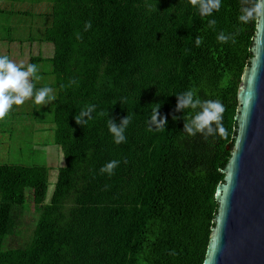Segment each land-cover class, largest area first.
<instances>
[{
    "label": "trees",
    "instance_id": "16d2710c",
    "mask_svg": "<svg viewBox=\"0 0 264 264\" xmlns=\"http://www.w3.org/2000/svg\"><path fill=\"white\" fill-rule=\"evenodd\" d=\"M49 1L38 40L54 48L29 63L54 76L47 85L57 87L51 122L63 166L46 202L51 166L0 160V264H203L258 18L239 22L240 0H222L208 17L188 0ZM49 1L36 0L42 13ZM221 31L232 39L218 42ZM191 88L222 103V134L183 131L194 113L177 110L176 95ZM88 105L92 118L77 123ZM156 107L167 123L149 131ZM127 115L117 145L107 121L119 126ZM111 160L120 161L114 174L100 173ZM27 190L39 217L30 242L10 247Z\"/></svg>",
    "mask_w": 264,
    "mask_h": 264
},
{
    "label": "water",
    "instance_id": "95a60500",
    "mask_svg": "<svg viewBox=\"0 0 264 264\" xmlns=\"http://www.w3.org/2000/svg\"><path fill=\"white\" fill-rule=\"evenodd\" d=\"M256 28L203 264H264V16Z\"/></svg>",
    "mask_w": 264,
    "mask_h": 264
},
{
    "label": "rangeland",
    "instance_id": "374dc122",
    "mask_svg": "<svg viewBox=\"0 0 264 264\" xmlns=\"http://www.w3.org/2000/svg\"><path fill=\"white\" fill-rule=\"evenodd\" d=\"M38 4L36 0H0V54L8 55L18 65L27 66L31 55L47 56L54 48L53 44L38 40L42 28L45 29L50 24L46 11L49 10L50 1L44 13L41 9L42 3L37 7ZM36 65V75L39 76L41 65ZM39 77L38 80L29 77L34 91L49 87L52 89L50 95L55 99L45 105L34 104L33 98L26 99L23 104L15 105V110L10 109L0 119V160L51 166L53 170L49 173L46 196L48 202L55 186L57 166H63L64 158L61 148L55 143V124L51 122L54 121L57 87L49 85H53L54 76L51 71H47L46 76ZM26 193V208L22 216L19 215L20 224L16 233L7 238V246L10 247L30 242L39 217V207L34 203L32 191L27 190Z\"/></svg>",
    "mask_w": 264,
    "mask_h": 264
},
{
    "label": "clouds",
    "instance_id": "9594fccd",
    "mask_svg": "<svg viewBox=\"0 0 264 264\" xmlns=\"http://www.w3.org/2000/svg\"><path fill=\"white\" fill-rule=\"evenodd\" d=\"M190 6L194 7L201 17L211 16L214 11H219L222 0H188ZM264 16V0H240L238 21L247 24L256 18ZM214 19L208 20L209 26H214ZM91 28V22L87 21L84 30ZM76 38L80 39V34H76ZM220 43H227L232 39V35H226L221 31L217 37ZM233 42L234 39H233ZM197 46L202 43V38L197 37L195 40ZM37 65L29 63H14L8 55H0V119H3L12 108L13 105H21L26 99L33 98V103L37 105H45L55 99L50 95L52 89L42 87L34 91V85L29 81V77L38 80L40 77L36 75ZM74 83V81H72ZM177 110L191 109L193 115L186 118L183 131L190 136L200 133L207 136L220 135L224 132L222 126V114L224 106L218 100H202L197 95L195 88L188 89L179 95ZM47 98V99H46ZM95 105H88L82 109L78 116H75L77 123L81 124L84 117L91 119V114L95 110ZM160 107L152 108L149 117V131L153 126L156 129L163 127L167 123V119L159 112ZM159 117V118H158ZM131 122V117L127 115L122 122L115 124L111 118L107 121L109 133L113 137V142L117 145L126 142L125 130ZM119 160H111L101 166L100 173H107L109 176L114 174V170L119 166Z\"/></svg>",
    "mask_w": 264,
    "mask_h": 264
}]
</instances>
